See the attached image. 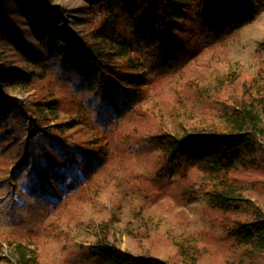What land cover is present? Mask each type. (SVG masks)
Returning a JSON list of instances; mask_svg holds the SVG:
<instances>
[{
  "label": "rangeland",
  "instance_id": "1",
  "mask_svg": "<svg viewBox=\"0 0 264 264\" xmlns=\"http://www.w3.org/2000/svg\"><path fill=\"white\" fill-rule=\"evenodd\" d=\"M38 2L62 13L40 30L16 11L33 48L0 38V264H18L20 244L32 264H106L99 244L169 264H264L236 242L239 222L264 215V137L233 136L243 165L228 176L245 201L229 209L212 206L211 161L171 152L239 104L264 125V0H177L165 19L135 0L109 32L127 50L112 63L86 51L105 0ZM20 67L31 76L5 78Z\"/></svg>",
  "mask_w": 264,
  "mask_h": 264
},
{
  "label": "trees",
  "instance_id": "2",
  "mask_svg": "<svg viewBox=\"0 0 264 264\" xmlns=\"http://www.w3.org/2000/svg\"><path fill=\"white\" fill-rule=\"evenodd\" d=\"M17 4H14L12 0H0V38L4 33L10 36L12 43H16L19 47L23 48L27 45L29 48H33V42L27 37L19 35L21 33V17L17 14L25 10L28 13H34L38 22L39 29L42 30L48 25L53 23V19H57L62 13L59 6L54 5L52 9L46 5H39L38 0H14ZM149 6L152 12L160 11L164 19L168 15L174 16L173 7L177 3V0H144ZM107 4V11L104 13L107 20V26L104 32H93V41L89 44L90 50H86L88 53L97 55L100 60H104L108 63H112L113 58H117L115 52L119 51V55L123 56L127 54L125 45L122 43H115L110 40L109 32L112 31V26L116 25V15L121 9L131 7L134 5L135 0H105ZM3 10H6L3 12ZM221 12L220 15H222ZM116 21V22H115ZM84 25V24H83ZM76 37H72V41ZM79 41L82 45H87L88 41L85 36H79ZM109 50V52H107ZM113 53V54H111ZM21 73L15 71L12 76L8 75L6 79L30 77L32 72L27 73L22 67H20ZM3 71L0 72V77ZM19 73V75H17ZM14 74V75H13ZM22 75V76H21ZM4 78V77H3ZM222 124H218L220 128L213 129L207 133V130H203L198 134H193V137L187 140H174L173 151L187 155L191 154V148H195V156L204 164L211 165L210 170L215 171L213 175H218V178L213 179V195L210 199L212 206L220 207L222 209H229L232 204L245 201L243 194V187L235 179L228 176L229 172L233 170L235 166H242V161L237 157V147L243 145V138L235 141V134H247V135H260L264 137V125L261 122L260 116L257 112L249 109L245 105H240L230 115H223ZM33 123L31 126L33 127ZM250 133V134H248ZM35 135V133L33 134ZM224 136V137H223ZM243 136V135H242ZM246 136V135H245ZM191 140H194L196 145H190ZM242 142V144H241ZM220 148V149H219ZM211 161V162H209ZM209 162V163H208ZM250 165V161L247 163ZM218 167L219 169H217ZM222 170V173H221ZM220 175V176H219ZM236 234V242L238 245L243 246L250 254L263 255L264 256V215L255 211L251 220H244L239 222ZM17 254L18 264H32L33 258L27 253V248L23 245L15 246ZM99 254L102 256L106 264H169L165 260L157 258H149L136 256L129 252H122L115 246H108L106 244H99Z\"/></svg>",
  "mask_w": 264,
  "mask_h": 264
}]
</instances>
